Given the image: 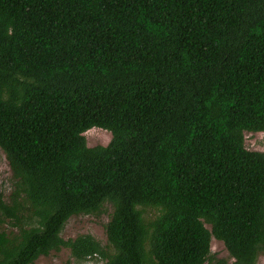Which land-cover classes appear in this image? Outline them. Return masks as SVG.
I'll return each instance as SVG.
<instances>
[{
	"label": "trees",
	"instance_id": "obj_1",
	"mask_svg": "<svg viewBox=\"0 0 264 264\" xmlns=\"http://www.w3.org/2000/svg\"><path fill=\"white\" fill-rule=\"evenodd\" d=\"M245 133H264V0H0V264H255L264 152ZM100 214L105 247L61 237Z\"/></svg>",
	"mask_w": 264,
	"mask_h": 264
},
{
	"label": "rangeland",
	"instance_id": "obj_2",
	"mask_svg": "<svg viewBox=\"0 0 264 264\" xmlns=\"http://www.w3.org/2000/svg\"><path fill=\"white\" fill-rule=\"evenodd\" d=\"M84 138L86 146L90 148L95 146H106L111 139V135L107 131L93 128L84 133ZM244 147L249 151L264 152V133H245ZM10 177L11 174L7 162L3 153L0 151V191H2L4 195L9 191ZM106 222V214H100L98 216H74L66 223L61 237L67 240L74 239L78 236L89 235L94 240L98 241L101 246L105 247L107 245L104 234V225ZM210 250L215 258L228 260V255L223 244L213 238L210 242ZM230 262L231 260L228 261V264H230ZM33 264L76 263L70 257L67 250H61L59 252H51L47 256H41ZM81 264H101V262L96 259V261L89 260ZM255 264H264V255H260Z\"/></svg>",
	"mask_w": 264,
	"mask_h": 264
}]
</instances>
